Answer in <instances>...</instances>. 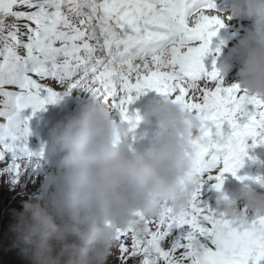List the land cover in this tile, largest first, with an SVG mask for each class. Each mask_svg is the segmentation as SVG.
Returning <instances> with one entry per match:
<instances>
[{
  "label": "snow or ice",
  "instance_id": "6c2138e0",
  "mask_svg": "<svg viewBox=\"0 0 264 264\" xmlns=\"http://www.w3.org/2000/svg\"><path fill=\"white\" fill-rule=\"evenodd\" d=\"M222 26L214 0H0V163L10 161L0 175L17 183L19 161L35 158L39 166L43 145L29 147L31 115L72 89L136 122L128 105L154 89L202 122L190 138L202 179L181 214L165 206L117 228L122 264L137 256L141 264H264V216L232 220L199 199L206 180L221 188L224 173L237 176L247 149L264 144V96L226 86L215 62L211 71L203 63ZM49 78L66 89L41 83Z\"/></svg>",
  "mask_w": 264,
  "mask_h": 264
},
{
  "label": "clouds",
  "instance_id": "9594fccd",
  "mask_svg": "<svg viewBox=\"0 0 264 264\" xmlns=\"http://www.w3.org/2000/svg\"><path fill=\"white\" fill-rule=\"evenodd\" d=\"M230 16L251 21L230 53L240 57V84L264 96V0H234L223 13L225 20ZM231 67L225 62L218 71L226 77ZM141 120L158 125L143 151L133 137ZM139 121L122 119L91 94L49 129L43 157L59 155V161L45 174L40 195L24 201L10 225L12 247L27 264H107L117 228L136 222L138 213L152 218L165 206L175 214L186 209L202 179L190 143L202 122L170 97ZM256 183L264 189V177ZM214 210L232 220L264 216V190L246 184L238 200L221 187Z\"/></svg>",
  "mask_w": 264,
  "mask_h": 264
},
{
  "label": "rangeland",
  "instance_id": "374dc122",
  "mask_svg": "<svg viewBox=\"0 0 264 264\" xmlns=\"http://www.w3.org/2000/svg\"><path fill=\"white\" fill-rule=\"evenodd\" d=\"M214 3H215V12L223 20V26L219 28L217 34L212 38V42L210 44V52L204 57L203 63L205 64L206 69L208 71H211L212 70L211 63L220 60L218 62V68H220V66L224 64L223 60L230 61L229 63L232 65L231 70L229 71L230 73H228L226 77L222 76L224 84L226 86L239 84L241 90L243 91L244 88L240 84V77L237 75L240 64L231 62L234 60L240 61V57L238 54L230 55V53L232 48L237 44L239 38L242 35H244L248 30V28L250 27L251 21L247 19H240L238 17H231V16L227 20L224 19L223 13L230 11L231 6L234 3V0H214ZM18 8H20V11L27 10L24 7H18ZM10 19L11 17H7L6 23H8ZM15 22L17 24H20V22L23 23V20H17ZM21 31H23V29H21ZM230 34L233 35L230 36ZM21 50L20 51L23 54V49ZM41 83L51 86L57 91L59 90L64 91L67 87V82H65L64 84H59L50 78L41 81ZM85 91L86 90L82 88H74L67 96H64L57 103L48 104V107L51 110L53 109L59 115H61V112L64 111L65 109H69L72 112H74L79 108V106L83 102L86 101ZM141 95L144 96L142 99L147 100L149 97V94L145 95V93H143ZM70 97H73V102L71 104L69 103ZM164 97H165L164 95L157 92L155 97L150 98V101L152 102V104L155 105ZM134 101L128 105V114ZM148 125L150 126L149 122ZM263 160H264V150L258 157L257 163H250L251 165L250 168L254 172L260 174L261 177H264V164H262ZM22 161L27 162L26 160H21L19 161V163H21ZM8 162L9 161L6 160L5 162L0 163V168L5 167L6 163ZM28 165H29L28 171L25 165H23V167L21 168L26 170L27 175L21 176L22 181H20L21 179L19 178L20 181L19 184L11 183L10 180L12 179V177L9 175H0V264H4L9 258L16 259L19 264H27V261L19 253V250L12 247V234L10 232V225L15 221V212L22 210L23 202L40 195L41 183L43 181L42 178L41 180L40 179L36 180L32 177L29 180H27V176L32 173V169L38 171L36 167L33 168L35 166V160H32L31 164ZM38 167L41 168L40 170H42L41 173L42 175H45L50 171V169H48L44 165L42 167V165L39 164ZM225 175L226 173L223 174V176ZM255 180H256L255 177L254 179H251V181H255ZM215 183H216L215 180L211 182V192L217 190L215 187H213ZM239 184H240V180L238 181L236 180L234 182V187ZM34 188L36 190L33 192ZM231 188L229 190H231ZM257 189L259 190L260 188L257 187ZM211 195L216 199L217 195L214 194ZM213 205L215 209V203H213ZM253 217L254 214L251 213L246 216V218H248L249 220H251ZM127 242L130 244V239ZM163 246L165 247L166 250L170 246L168 239L165 240ZM180 251L182 250H178L177 255H179ZM141 261H142V257L137 256L132 261H130L129 264H141ZM107 264H122L119 258L117 244L116 247L112 250V255L109 257Z\"/></svg>",
  "mask_w": 264,
  "mask_h": 264
},
{
  "label": "bare ground",
  "instance_id": "6f19581e",
  "mask_svg": "<svg viewBox=\"0 0 264 264\" xmlns=\"http://www.w3.org/2000/svg\"><path fill=\"white\" fill-rule=\"evenodd\" d=\"M15 10H20V8H18V9H15ZM13 19L14 18H12L11 17V19H10V23L11 22H13ZM8 22V23H9ZM23 23H26L25 21H23ZM23 23H21L20 22V24H23ZM226 30H228V29H226ZM233 34H230V36H232ZM22 51V50H21ZM220 60H217V61H215V67H217L218 68V62H219ZM223 62L225 63V62H230V61H224L223 60ZM211 66L213 67V63H211ZM236 66V65H235ZM11 90H15V89H11ZM60 91V90H59ZM150 94V93H149ZM90 95H91V93L90 92H88L87 90L85 91V97H86V100L90 97ZM144 96H138L136 99H135V101L136 102H138V103H140V106H143V105H148V109L149 108H151L152 107V105H150V104H148V103H152L151 101H147L146 99H142ZM82 101V100H81ZM161 101V100H160ZM159 101V102H160ZM73 102V97H70L69 98V103L71 104ZM133 109H135V110H139V115L140 116H142L141 114L142 113H144L145 111H143V110H141L140 108H138V106H137V104H135L134 105V107H133ZM149 132L150 131H148V132H145V131H142V130H139V134H138V138H140V139H143L146 135H149ZM142 133H146V134H142ZM143 142V144L141 145V148H140V150L139 151H143L144 150V148L147 146V143H148V140H142ZM249 143H251V141H249ZM33 145L34 144H32V146L31 147H33ZM264 147V144H257V145H255L254 147H249L248 149H247V151H248V155L244 158V163H248V164H250V163H257L258 162V157H259V151L261 150V148H263ZM21 164L22 165H25L26 166V168H27V171H28V168H29V165H28V162H21ZM36 169L38 170V171H35L34 169H32V173L30 174V175H28L27 176V180H29L30 178H34V179H40L41 180V178H42V180L44 179V176L45 175H42L41 173H42V170H40L41 168L40 167H36ZM41 171V172H40ZM51 171H53V170H50L49 172H51ZM246 172L247 173H250V175L248 176V177H244V175L246 174ZM256 174H257V172H254L253 170H250L249 169V166H248V168L247 169H239L238 170V172H237V176H239V177H243V179H240L241 180V183L237 186V188H236V190H233V191H230L231 193H230V196L232 197V198H234V199H238L239 200V194L240 193H242L243 191H244V188H245V183L247 182V180L248 179H250V178H253V177H255L256 176ZM25 175H27V173H26V170H24V169H21V174H20V181H22V178H21V176H25ZM237 176H233L231 173H226V175L224 176V180H223V184L222 185H228L229 187H231V184L237 179ZM20 181H18L17 182V184H19L20 183ZM16 184V185H17ZM15 187H18V186H15ZM36 189L34 188V190H33V192L35 191ZM204 193L205 192H201V196H200V200H201V202L204 204V203H206V202H208V200L209 199H205L204 197ZM215 202H216V200H215ZM240 203H241V206H243V201H240ZM210 208H212V209H214L212 206H209ZM248 219V218H247ZM129 241V240H128Z\"/></svg>",
  "mask_w": 264,
  "mask_h": 264
},
{
  "label": "trees",
  "instance_id": "16d2710c",
  "mask_svg": "<svg viewBox=\"0 0 264 264\" xmlns=\"http://www.w3.org/2000/svg\"><path fill=\"white\" fill-rule=\"evenodd\" d=\"M4 264H19L14 258H9Z\"/></svg>",
  "mask_w": 264,
  "mask_h": 264
}]
</instances>
